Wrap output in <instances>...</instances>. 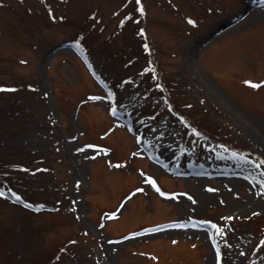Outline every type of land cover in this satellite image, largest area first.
Here are the masks:
<instances>
[{"label":"rangeland","instance_id":"rangeland-1","mask_svg":"<svg viewBox=\"0 0 264 264\" xmlns=\"http://www.w3.org/2000/svg\"><path fill=\"white\" fill-rule=\"evenodd\" d=\"M0 83V264H264V0H0Z\"/></svg>","mask_w":264,"mask_h":264},{"label":"trees","instance_id":"trees-1","mask_svg":"<svg viewBox=\"0 0 264 264\" xmlns=\"http://www.w3.org/2000/svg\"><path fill=\"white\" fill-rule=\"evenodd\" d=\"M159 82L166 88L167 93L169 95H171L172 91L169 90V87L167 86L166 82L163 81L162 79H160ZM23 85L24 84L13 85L11 83H9V84L0 83V89H4V91H0V94H5V95L8 93H10V95L13 94V95H11V99L8 102H4V104L0 107V138L5 137L8 134H10L11 132H13V128L14 129H20L21 128V122L23 121V118L25 116H27V112L24 110L25 107H23V103H22L23 99H22V97L19 96V94L28 93L29 96H32L33 98H35V92L30 90L29 88H26ZM9 89H14V91H8ZM33 98H30V97L27 98L26 99L27 103L25 105L29 106V103L33 100ZM174 99H170V101L167 100L168 104L169 105L172 104L171 109H172L173 113H177V114L182 115V113H183L182 109L175 103ZM33 102H34V100H33ZM15 125H17V126H15ZM201 130H203V129H201ZM209 133H211V132L209 131ZM209 133L204 131L203 133H198V134H200V136L202 138L208 139V138H210L209 136H211V134H209ZM19 152L11 151L8 147L1 148L0 149V167H2V168L0 170L3 172L4 171L8 172L9 170L16 172L17 170H19L23 166H26V164H25L26 160L25 159H27L26 156H28V155H26V156L21 155V152L20 153ZM45 167H47V166H45ZM0 175L4 176L5 174H0ZM11 182L14 183V181H11ZM2 186H7V185L3 184L0 181V187L3 188ZM14 189H15L14 186H10V185L8 187L4 188V190L6 192H8V191L14 192ZM21 195L23 196V194H21ZM55 202H57V204L61 203L60 200H57V201L55 200ZM43 204L44 205H42V206H44V207H49V208L51 207L52 209H54V206H49L48 203L43 202ZM58 208H60L59 205L57 206V209ZM73 236H74V233L69 234V236H67V237L65 236V238L62 239L60 242V247L63 246V248L69 250L70 249L69 247H73V246H76L77 244H79L80 241L76 238V236H74V237ZM55 247H56V245L50 246L48 250L42 252V256H41L40 260H43L47 257L52 256L54 253ZM58 252H56L55 255H57ZM61 254L64 255V252L61 251ZM55 255H53V256H55ZM37 264H39V263H37Z\"/></svg>","mask_w":264,"mask_h":264},{"label":"snow or ice","instance_id":"snow-or-ice-1","mask_svg":"<svg viewBox=\"0 0 264 264\" xmlns=\"http://www.w3.org/2000/svg\"><path fill=\"white\" fill-rule=\"evenodd\" d=\"M137 3L139 4L140 3V0H137ZM140 11L142 12L143 11V9H140ZM189 23H193L192 21H189ZM247 83V82H246ZM253 88H257V87H259V85H257V84H253V85H251ZM0 91H4V89H0ZM8 91H14V89H9ZM158 191H159V189H157ZM19 197H16V200L17 201H19ZM218 259H219V256H218Z\"/></svg>","mask_w":264,"mask_h":264},{"label":"bare ground","instance_id":"bare-ground-1","mask_svg":"<svg viewBox=\"0 0 264 264\" xmlns=\"http://www.w3.org/2000/svg\"><path fill=\"white\" fill-rule=\"evenodd\" d=\"M186 230H189V229H186ZM170 231H173V232H175L176 230H167V232H170ZM179 231V230H178ZM183 231V230H182ZM185 231V230H184ZM207 231H211V229H207ZM196 232H201V231H196ZM202 232H204V230H202ZM206 232V231H205ZM156 234H161V232H158V233H156ZM153 236V235H152Z\"/></svg>","mask_w":264,"mask_h":264}]
</instances>
